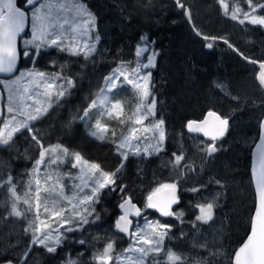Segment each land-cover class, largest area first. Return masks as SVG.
<instances>
[{
	"label": "trees",
	"instance_id": "16d2710c",
	"mask_svg": "<svg viewBox=\"0 0 264 264\" xmlns=\"http://www.w3.org/2000/svg\"><path fill=\"white\" fill-rule=\"evenodd\" d=\"M86 1L90 2L91 11L97 23L93 35H99V42L93 55L85 59L82 55L72 56L56 49L41 53L49 52L47 54L54 56V59L59 61V76L73 81V87L70 89L71 93L67 96L64 95L35 124L37 135L44 139L46 145L55 143L63 145L74 153H80L85 160L100 164L101 168L107 172H115L120 167L122 159L113 142L115 137L111 135L108 140L104 141L89 135L85 123L80 117L84 115V111L89 108L92 101L98 97L103 84L105 85V78L119 66L121 61L135 54L137 46L142 44L141 37L145 35L149 41H154L151 49L160 51L161 59L154 77L155 79L158 78L159 83L163 85L162 95L169 102L171 99L176 100L178 107L180 105L182 108L180 110L177 105L173 107L171 118L179 117L176 124L179 126L182 121L183 127L181 126V128L187 134L189 133L185 128L186 120L191 118L189 115L192 114L197 115L199 113L201 117L204 116L206 111L210 109L212 100H215L210 99L212 92L215 93L221 88L225 89L223 92L228 94L229 89H232L234 93L231 96L228 94V96L234 100V94L238 96L246 94V85L255 86L251 70L253 64H250L222 43L230 50L227 51L228 56H226V59L218 65L214 61L215 51H209L202 43L197 42L194 37L196 33L190 28L185 12L178 9L175 0ZM180 1L190 7L197 29L199 28L198 24L203 23V19H208L207 22L213 23L207 25L213 29L211 35L228 38L244 55L253 59L264 60V50L258 51L260 47L257 45L258 36L264 35V26L252 24L253 30H257L259 33L246 34L236 32L227 24L229 22H240L239 19L245 18V13L248 16H264V9L256 7L258 3L264 4V0H251L250 3L249 0H224L223 4L220 0ZM224 5H227V11H225ZM253 8H255L254 12ZM233 11H236L237 19L232 18ZM202 14L205 16H202ZM184 40H186L185 43L188 42L186 47L182 48V52L176 54L183 55V57L181 59L175 58L176 55L172 51L178 48V45L183 43ZM167 45H170L169 49H167ZM165 50H168L169 53L166 54ZM169 57H172L170 64L166 62ZM200 58L209 59V61L196 68L194 62ZM54 59L49 62H42L40 68L54 74ZM215 64L218 67L214 66ZM182 65L187 68L188 78L181 72L179 82L181 84L186 81L189 82L191 88L186 86L189 102L180 96L178 92L179 82H173V79L170 78L172 68L177 67L180 70ZM207 73L211 75V78L212 76L217 79L224 77L226 83L222 84V87L217 86L212 90L208 86V81L202 75H207ZM251 89L252 87H250ZM117 92L120 94H117V98L121 99L126 106L125 113L131 112L135 103L131 86L125 84ZM192 92L195 96L192 95ZM227 101L220 104L231 108L229 100ZM182 102L187 105L185 109L182 107ZM230 110L234 119L241 117L244 120L239 125L238 122L233 124L227 137L219 141L221 150L220 153L218 151L213 154L217 157L214 162L211 161V157H204L197 165L193 166L190 162L193 171L184 168V171L187 170L186 177H181L179 180L174 176L167 177L168 168L174 159L172 147L169 144V149L165 150L164 153L162 152V155L142 161L129 157L126 161H123L124 167L119 173L117 183L118 185L126 183L127 193L141 204V199L134 195L136 187L139 188L141 185L144 191L151 192L152 188L158 184L175 181L181 201L174 210L181 208L186 218L190 220L196 218L197 209L195 205L198 203L195 201L197 198L202 196L205 199L208 195L217 196L216 217L219 223L216 224L221 227V230L215 235L213 241L216 243L215 246L229 249V253L233 255L249 233L251 218L255 209L256 194L250 170L251 151L259 136V120H261V114L264 111V103L260 105L259 102L255 103V100L250 98L243 106H236V108ZM221 114L223 115L222 112ZM121 120H124V118L112 120L107 117L105 119V122L110 123L118 136H120L122 130H117V128L124 126V123L120 122ZM24 148L25 146L22 150ZM202 155L204 154L200 156ZM14 156L15 154L10 152L8 148L0 147V157L13 160L14 174L18 170H25L30 166L31 159L21 158L16 161ZM165 162H168L169 166ZM216 181H219V183L217 184ZM194 188H199L200 191L193 192L192 189ZM118 193V190L112 192L106 200V205L99 207L97 212L101 217L99 221L88 225L82 232L71 233L75 240L65 250L66 258H76L79 264H94L92 257L97 241H103L109 233L113 236V232L116 234L118 242L127 240L124 235L118 233L114 228L115 221L120 215L118 204L121 201L117 196ZM158 213V211L152 210L150 216L159 219L158 217L161 214ZM162 220L175 225L178 221L164 216ZM179 223L181 224L180 221ZM178 229L179 225L171 232L174 247L183 251L194 250L189 248L188 241L180 232L181 229L179 231ZM97 236L103 239L94 240L93 238ZM79 240H84L85 244H79ZM41 251H44V249L39 248L36 253ZM56 263L55 253H53L52 255L44 254L41 261L35 264ZM215 264L227 263L216 260ZM229 264H232V261H229Z\"/></svg>",
	"mask_w": 264,
	"mask_h": 264
},
{
	"label": "snow or ice",
	"instance_id": "6c2138e0",
	"mask_svg": "<svg viewBox=\"0 0 264 264\" xmlns=\"http://www.w3.org/2000/svg\"><path fill=\"white\" fill-rule=\"evenodd\" d=\"M220 2L223 4L224 0H220ZM250 2L251 0H249ZM176 4L179 8L185 7L180 3V0H176ZM224 7L225 11H227V5H224ZM256 7L264 9V4L258 3ZM54 8L69 9V5L64 3L55 4L53 0H24V6L18 7L17 0H0V73H16L21 53L25 58H35L39 57L42 52L56 49L72 56L82 55L85 59H88L96 51L95 43L87 42V34L92 31L95 24V19L87 7L80 0H72L69 9L81 18L80 24L78 26L74 25L71 29V34H75L77 27H79L83 34L84 43L79 45L75 43L74 38H70L71 34L66 35L64 26L69 21L64 19L63 23H60L58 16L53 13ZM254 11L255 8H253ZM186 15H189L190 18V13H187V11ZM232 18H238L236 11H233ZM245 18L249 19L251 24L264 26V16L252 15L249 17L245 13ZM240 23L243 24L244 21L240 20ZM26 29L30 31V38L27 39L24 38L29 36V31H26ZM94 39L98 41L99 35L96 34ZM204 39L208 40L209 38L205 37ZM18 43L22 47H18ZM141 43L142 46H137V57H140L143 53H148L154 41H149L145 35L141 37ZM206 46L211 49L213 44L208 43ZM156 55L158 53L152 51L147 56L146 63L137 61L136 66L130 69L133 78H129L128 71H121L120 68H117L105 78L107 87L102 89V92H112L113 89H118L126 84L132 86L138 96V103L135 107L133 118H130L128 135H122L120 142L117 144L116 150L120 154L122 162L115 172L103 171L100 164L90 163L78 152L71 153L70 155L74 158L72 167L79 168L81 174L75 178L69 177V179H74L75 182L71 185V194H66L62 178L59 174L54 176L48 169L52 168L53 165L62 163V157L69 155L68 149L61 145L45 148L36 135H31L32 141L40 148L39 159L35 161L31 173L28 174L29 179L25 186L26 189H31L33 185L35 186V219L30 222V228L33 232L31 243L33 245H43L48 253H56L57 247L63 244L68 233L82 232L85 225L95 224L101 219L100 214L96 212V205L100 202L101 196L105 194L104 190L107 189L109 192L118 190L121 194V202L118 207L122 210V214L117 217L114 228L118 233L127 235L130 239V244L127 249L115 257L116 264H145L146 261L148 264H183L181 256L172 252L170 248L166 249L164 246L166 237L169 240L172 239L169 236L172 226L161 224L159 221L149 220L147 216L143 215L145 209H155L161 216H175L182 221L183 213L172 211V206L179 203V198L176 194L177 184H159L146 196L144 209H141L132 203L131 196L126 195V186H117L115 179L117 173H120L124 167L123 161H126L129 155H142L139 143L142 138L147 139L148 137L139 135L138 133L141 132V129L136 127V125H143L148 117H154L156 114L157 101L151 85V69L155 66ZM129 63L131 64L132 62ZM252 63L256 62L252 61ZM123 65L124 62L121 61V67ZM260 68L259 82L264 85V63L260 64ZM121 77H123V80L118 85L117 81ZM25 78L27 79V84H22ZM57 80L61 81L59 85L55 83ZM0 85L8 92L6 113L0 110V117H3V128H10L7 135L0 130V144L9 145L15 133L27 130L31 134L32 122L39 120L47 112L48 108L41 105L40 98L42 97L47 101L55 95L58 100L59 97L64 96L66 93L70 94L73 81L59 75L50 76V74L44 72L27 70L20 71L19 75L12 79L0 80ZM32 85H36V88L32 89ZM53 87L60 90L52 93L49 89ZM117 94L118 92L113 93V98ZM149 97H151V100H149ZM108 104H110V107H105ZM51 106V103H48V107ZM93 108L100 112V118L106 115L109 118L115 117L118 119L123 114L121 102L111 103L108 97L105 96L104 99L93 100L89 105V109L84 111V115L80 119H88L89 110ZM101 108H103V111L100 110ZM208 115L216 117L218 122V127L214 132L207 131L201 126L193 127V124L196 123L193 121H190L187 127L191 132H204L206 136L210 137L211 142L204 149L206 155L210 157L218 150L215 141L224 135L227 130L228 120L219 117L214 112H209ZM100 118H97L94 126L95 130L90 131L89 135L99 140H104V134L108 129L106 125L101 124ZM120 122L124 123L123 120ZM163 125L164 120L159 119L150 122L149 125L144 126L142 129L145 134L151 133V139L156 141L152 148L153 153H158L162 150L161 145L165 140ZM261 128L264 129V122H262ZM112 135L115 136V131L112 132ZM143 152L147 153L148 149H144ZM173 157V167L180 166V162L184 160L183 154L177 156L173 153ZM41 166L44 168L43 173H41ZM183 167L193 171L188 164ZM252 171L257 180L258 204L252 218L250 234L244 243L235 250L232 256V264H264V131H262L260 136V144L256 146ZM42 179L44 184L48 185L47 187L42 186ZM216 183L218 184L219 181H216ZM5 185L12 194L13 200L19 201L20 197L16 195V185L12 182L11 176L3 184H0V187ZM192 191L198 192L200 189L194 188ZM24 196L26 198L23 203L27 206L25 211L31 212L33 206L27 198V190L24 192ZM41 199L44 200V213L49 214L50 219L54 217V223L58 224V227L52 228L50 224L40 220ZM195 207L199 209L200 214L192 222L193 227L196 226L197 222L208 223L213 219L214 204L212 202L196 204ZM57 208L58 210H56ZM65 212L68 214L64 215ZM10 214L15 216L22 215L17 210L15 202L12 204V212ZM134 218H142L143 224L139 220H135L134 225ZM93 239L100 240L103 238L97 236ZM49 241H52L51 246L48 244ZM78 243L84 245L85 241L79 240ZM113 248L114 242L110 240L102 252H97L93 255V262L99 261V264H111L113 261ZM161 254L166 259H160ZM149 257H151L150 261ZM71 264H79V261H72Z\"/></svg>",
	"mask_w": 264,
	"mask_h": 264
},
{
	"label": "rangeland",
	"instance_id": "374dc122",
	"mask_svg": "<svg viewBox=\"0 0 264 264\" xmlns=\"http://www.w3.org/2000/svg\"><path fill=\"white\" fill-rule=\"evenodd\" d=\"M80 2L82 4H84L87 7V9L89 10V12L93 15V13L91 11L92 6L90 5V2L86 1V0H80ZM53 3H55V4H59V3L67 4V5H69V9H70L72 0H53ZM69 9H57V8L53 9V13H54V15L58 16L60 23H63L64 19H67L69 21V23L64 26L65 30H66V35L71 34L72 27L74 25L78 26L81 22V18L78 17L74 11H71ZM202 16H205V15L202 14ZM250 16H252V15H249V17ZM93 17H94V15H93ZM94 19H95V17H94ZM200 19H201V17H200ZM203 20L206 23L204 21H202L204 24L201 23V25L197 23L198 27H199L198 28L199 30L198 29L197 30L203 35L214 37L213 35H211L213 29L208 27L210 24H213V23H211L210 21L207 22L208 19H203ZM240 20H243L244 23L241 24L240 22L237 21L238 23L229 22L227 24L229 25V27L235 29L236 32H238V33H246V34H248V33H259V31L253 30V27H252L253 25L250 24L249 19L242 18V19H239V21ZM95 26H97L96 22L94 24V27ZM93 30H95V28L92 29L91 32H88L87 42L95 43V46H97L99 40L95 41V39H94L95 36L93 35ZM217 33H220V32H217ZM194 37L198 43L199 42L202 43L203 46H205V47H206L207 43H212L215 46L214 51H215L216 57H215L214 61L217 62L218 65L226 59V56H228L227 51L229 48H227L222 43L212 42L211 40H206L207 41L206 42L205 39H203V38L200 39L196 35ZM24 38L25 39L30 38V31H29V36H26ZM70 38H74L75 43L78 45L84 43V40H85V38L83 37V34L81 33L79 27H77V32L75 34H71ZM226 39H228V38H226ZM185 41L186 40H184L183 43H180L178 45V48H176V49H174V51H172L175 53V55L177 53L182 52V48L186 47V44L188 42L185 43ZM257 45L260 47V48H258V51L264 50V35L258 36ZM167 46H166L167 49H169L170 45H167ZM20 47H22V45H20ZM171 47H172V45H171ZM49 50H47V51H49ZM47 53H49V52L41 54L39 57H35V58H33V57L25 58L22 55L23 62L21 64L20 69L17 71V73L11 77H8V78H1L0 77V80L12 79L15 76H18L20 71H27V70L44 72L46 74H50V76L60 75L59 74V68H60L59 61L57 59H54L55 58L54 56H51L50 54H47ZM165 53L167 54V53H169V51L165 50ZM128 57H129L128 59H125L123 61L124 62L123 67H121V62H120L119 66L117 68H120L121 71H128L129 72V78H133V74H131L130 69L136 66L137 61L140 63H145L147 60L146 59L147 56L142 54L140 57H137L136 52H135V54H133L132 56L130 55ZM176 57L181 59L183 57V55H176L175 58ZM171 58L172 57H169L168 61L165 59L168 64H170ZM53 59H54V65H55L54 66V68H55L54 74L47 72V71L40 68V65L42 62H44V61L49 62V61H52ZM208 61H209V59L200 58L198 61H195L194 64L196 65V68H199V66L202 63L204 64V63H207ZM129 62H132V63L130 64ZM217 64H215L214 66L218 67ZM117 68H115L114 70H116ZM181 68H180V70L177 69V67L172 68L170 78H171V80L173 79V82L174 81L179 82V76L181 77V72H183L188 78V71L186 70L187 68L185 67V65H182ZM258 69H259L258 66L253 65L251 67V70H252V73L254 76L255 86H253L251 84L246 85V87H245L246 94L244 96H242V95L238 96V95L234 94L235 99L234 100H233V98L230 99L228 94H230V96H231L234 93V91L232 89H229V93L226 94L223 92V90H225V89H221V88H219V91H217V92L215 91V93L214 92H212V94L210 93L211 94L210 99H215V100H212L210 109H215V110L219 111L220 113L222 112L223 116L228 117L231 121V127H233V124H235L237 122H238L237 123L238 125L241 124V122H242V120H244V118L238 117V119H234L233 113L230 109L236 108V106H238V107L243 106L245 104V102L248 101L250 98H253L255 100V103L259 102L260 105L262 103H264V90L259 86L257 79H256V74L258 72ZM111 74H109V75H111ZM208 74L209 73H207V75H204V74H202V75L204 76V79L206 81H208V86H210L212 90L215 89L217 86H221L222 84L226 83L224 77L217 79V78L212 76V78H211V75H208ZM154 75H155V71H151L152 91L154 92L155 99L157 101V106H156V110H155L156 114L154 117H148V119H146L144 121L143 125H136V127L141 129V132L138 134L141 135L142 137L147 136L148 138L147 139L142 138L140 143H139V147L141 149L142 155H140V156L129 155V157H134V158L138 159L139 161L150 159L152 157L162 155V152L164 153L165 150L169 149V144H170L172 147V154L175 153L177 156L183 154L184 160H182L180 162V166H178V167H173V165L171 163L170 164L171 166L168 168L169 171H167L166 175H167V177L168 176H172V177L174 176L179 180L181 177H186L185 175H186L187 170L184 171L185 167H183L185 164H188L190 166H191V164L193 166L197 165L204 159V157L205 158L211 157L212 158L211 161L214 162V160L217 159V157H215L213 154L210 157L206 155L204 149H206L208 142L204 138L187 134L186 131L183 130V128H181V126L183 124L182 121H181V125L178 126L176 124V120L179 117H176L175 119L171 118V116L173 115V107H176L177 102L174 99H171L170 102L165 99V97L162 95L163 85H162V83L161 84L159 83L158 78L155 79ZM210 78H211V80H210ZM122 80H123V77H121L120 80L117 81V84L119 85L120 81H122ZM55 83L57 85H59L61 83V81L57 80V81H55ZM244 83H245V81H244ZM22 84H27L26 78L22 81ZM186 86L190 87V84L188 81H186L184 84H181L179 82L178 92L182 98L186 99V101L189 102V97L187 95V87ZM1 87L3 88L2 85H1ZM106 87H107V85L105 83V85L103 84L101 90L106 89ZM250 87H252L251 90H250ZM35 88H36V85H32V89H35ZM120 88H118V89H120ZM131 88H132V91L134 92L135 103H134V107H133L132 111L128 112V113H125L126 112V106H125L124 102L121 99L117 98V96L120 94L118 93V95H115V97L113 98V93L117 92L118 89H113L112 92H102L100 90L98 97L95 99V100H100V99H104V97L107 96L108 100L111 103H115L116 101H120L121 104L123 105V114L118 118V120L121 117H123L124 118L123 121H125L124 126L117 128V130L118 129L122 130V133L120 134V136H118V134H115V136H113V137H115L113 142L115 141L114 144L116 146V149H117V144L120 142L121 136L122 135H125V136L128 135L130 118H133V113H134L135 107L138 103L137 93L132 86H131ZM3 90L5 92L4 112L6 113V108H7L6 102H7L8 92L4 88H3ZM59 90L60 89L56 88V87L49 89V91L52 93H55ZM70 93H71V90H70ZM65 95L67 96V95H69V93H66ZM192 95L195 96L194 92H192ZM61 98H63V96L59 97V99L57 100L55 95H53L49 100L45 101L41 97L40 98L41 99V105L43 107H47L48 108L47 112H48L60 101ZM149 100H151V97H149ZM227 100H229V102H230L229 104H230L231 108L220 104L221 102H225ZM48 103H51L52 106L48 107ZM105 107H110V104L105 105ZM182 107H183V109H185L187 107V105H185L182 102ZM177 108L182 110L180 105H179V107L177 105ZM100 110L103 111V108H101ZM227 110H229V111H227ZM260 110H261V106H260ZM191 111H189V112H191ZM190 114H192V113H190ZM263 115H264V111L262 112L261 117ZM189 116L194 117V118H201L199 113L197 115L192 114ZM97 118H100V112L95 108L90 109L88 119L83 120L88 132L95 130L94 126L96 124ZM106 118H107L106 115L104 117L100 118L101 124L106 125L107 129H108V131L104 134L105 135L104 140H108L109 137L112 135V132L114 131V128H112L110 126V123L105 122ZM111 119L116 120L117 118L113 117ZM159 119L164 120L163 129L165 132V140H164L163 144L161 145L162 150L159 151L158 153H153L152 148H153V145L156 143V141L151 139V133L145 134V133H143L142 129L144 126L149 125L150 122H152L154 120H159ZM187 120H186V122H187ZM37 121L32 122L33 127H32V133L31 134L27 130H23L22 132L15 133L13 135V138L10 141L9 145L0 144V147H6V148H8V150L10 152L15 154L14 157L16 158V161L20 160L21 158L22 159H29V160L31 159L30 166L27 169L18 170L17 173L14 174L13 160L11 158H10V160H6L5 158L0 157V184H3V182L6 181L9 176H11L12 182L16 185V195L20 197L19 201H14L12 194L7 190V186L5 185L3 187H0V264H35L36 262L41 261L44 254H46V255H52L53 254V253H48L46 248L43 245H33L31 243L33 232H32V229L30 228V222H32L35 219V208H36L35 186L33 185V187L31 189H26L25 186H26L27 181L29 179L28 174L31 173L35 161L37 159H39V152H40L39 146L32 141L31 135H36L37 139L40 141L41 144H43V146L45 148H48L50 146L59 145L57 143L50 144V145H46L44 143V139L40 138V136L37 135V133L35 131V124ZM186 122H185V128H186ZM0 130L4 131L5 135H7L8 131H10V128L9 129L3 128V120H2V123L0 126ZM237 131L239 132V129ZM24 146H25V148L22 150V148ZM61 146L66 148L63 145H61ZM144 149H148V152L144 153L143 152ZM220 150H221V147L218 144L219 153H220ZM68 152H69L68 156L62 157V163H60L59 165H53V167L48 169V171L52 172L54 174V176H55V174H59V176L62 178V182L65 185V188H64L65 193L70 195L71 194V185L75 181H74V179H69V177L75 178V177L79 176L81 173L79 171V168H73L72 167V163H73L74 158L70 154L74 153V152L70 151L69 149H68ZM201 154H204V155L200 156ZM33 156H35V157H33ZM190 162H191V164H190ZM90 163H92V162H90ZM165 164L169 166L168 162H165ZM43 171H44V168H43V166H41V173H43ZM103 171H105V170H103ZM115 179H116V185L117 186L127 185L126 183L118 185L117 175H116ZM165 183L170 184V183H176V182L170 181V182H165ZM165 183L163 182L161 184H165ZM41 184L44 187L48 186V185L44 184L43 179L41 180ZM158 186H159V184L154 186L152 189H154L155 187H158ZM26 190L28 191V197L27 198L29 199V203H31L33 206V210L31 212L25 211L27 206L23 203V200L26 198L24 196V192ZM104 191H105V194H103L101 196L100 202L96 205V212H98L100 206L104 207L106 205V200H107L108 196L112 193V192H109L107 189H105ZM125 191H126V189H125ZM149 193L150 192L144 191L143 188L141 187V185L139 186V188L136 187V189H134V195L141 199V205H142L143 209H144L145 198ZM117 196H119V199L121 201V196L119 195V193L117 194ZM42 197H43V193H42ZM217 198H218L217 196H213V195H208L205 199H203L202 196L200 198H197V200L195 202L198 204H203L206 202H212L214 204V209H213V219L211 221H209L208 223L197 222L195 227L192 226V222L195 220L187 219L181 208L176 209V210L173 209L172 211L176 212V213L182 212L183 213L182 221L178 220L175 216L168 217V218L174 219L176 221L178 220L176 225L174 223H171V222L170 223L165 222L164 220H162L163 216H160V215L158 217L159 219L152 218L150 216V212H152V210L155 211V209H145V214H146L145 216H147V218L149 220L159 221L161 224H169L172 226L171 230L169 232L170 237L173 235L171 232L175 230L177 225H179V229H181L180 232L182 233L184 238H186V241H188V243H189V248H193L194 250H192V251H188V250L183 251L180 249L178 250L174 247L175 246L174 241L172 242V239L169 240L167 237L165 238L164 246L166 249L170 248L172 252L181 256L183 264H192V263L198 264V262H199V264H205V262H206V264H215L216 260H219L220 262H226L227 264H229V261L230 262L232 261L233 255L229 253V249H225V248L215 246L216 243H215V241H213L215 235L217 233H219V231L221 230V227L217 225L219 223L218 218L216 217V208H217L216 201H217ZM179 200L181 201L180 198H179ZM13 202L16 203L17 210L22 213L21 216H15V215L10 214L12 212ZM40 203H41L40 217H39L40 220H44L45 223L50 224L52 226V228L58 227L59 225L54 223L55 218L53 217L50 219L49 214L44 213V211H43L44 200L41 199ZM49 207H50V211H51L52 209H51L50 203H49ZM196 209H197V214H196V216H197L200 214V212H199L198 208H196ZM56 210H58V208ZM67 214H68L67 212L64 213V215H67ZM179 221L181 222V224L179 223ZM139 222L141 224H143V219L142 218L139 219ZM86 226L87 225H85L84 228ZM179 229H178V231H179ZM61 231H63V229H61ZM178 231H177V234H178ZM110 234L111 233H109L103 241H97L96 246H95V250L93 251V253L96 254L97 252H102L105 245L108 242H110V240H111L114 242V248H113V252H112L113 261L111 262V264H116L115 257L118 254H121L123 252V250H125L129 247L130 239H129V237H127L126 241L122 240V241L118 242L116 239V234L114 232H113V236H111ZM37 235H39V233H37ZM74 240H75V238L71 235V233H68L67 238L64 240L63 244L61 246L57 247V252L55 253V260L57 262L56 264H71L72 261H78V259L73 258V257H69V258L65 257V255H66L65 250L67 249L68 245L73 244ZM48 244L51 246L52 241H49ZM39 248L44 249V251L36 253V252H38ZM81 253H83V251H81ZM159 258L160 259H166L165 257H163V254H161V256ZM150 260H151V257H149V261ZM94 264H99V262L96 261ZM145 264H148V262L146 261Z\"/></svg>",
	"mask_w": 264,
	"mask_h": 264
},
{
	"label": "water",
	"instance_id": "95a60500",
	"mask_svg": "<svg viewBox=\"0 0 264 264\" xmlns=\"http://www.w3.org/2000/svg\"><path fill=\"white\" fill-rule=\"evenodd\" d=\"M176 1V0H175ZM180 3H182L181 1H180ZM183 4V3H182ZM184 5V4H183ZM17 6L18 7H21L19 4H18V0H17ZM185 6V5H184ZM181 10H186L187 11V13H190V10H189V8H180ZM188 16V20H189V22H190V24H191V27L193 28V30L201 37V38H205V37H208L209 39L208 40H211V41H221V42H223V43H225V44H227L230 48H232L239 56H241L243 59H245V57H247V59H245L246 61H248L249 63H252V61H255L256 63H252V64H255V65H257L258 67H259V70H258V72H257V76H256V78H257V80H258V82H259V73H260V71H261V68H260V64H262V63H264V60H255V59H253V58H250V57H248V56H246V55H244L241 51H239V49L236 47V46H234L229 40H227V39H225V38H221V37H212V36H207V35H203V34H201V33H199L198 31H197V29H196V27L194 26V24H193V20H192V15H191V13H190V18H189V15H187ZM29 29H26V31H28ZM212 38H215V39H212ZM18 47H20V44L18 43ZM207 47V46H206ZM207 49L208 50H212L213 49V47L211 48V49H209L208 47H207ZM152 51H154V50H150L148 53H143V54H147V56L148 55H150L151 54V52ZM156 53H158V55H156V57H155V61H154V64H155V66L151 69V70H153V69H155L156 67H157V64H158V56H159V52L157 51ZM147 62V61H146ZM20 64H21V56H20V59L18 60V63H17V69H19V67H20ZM15 73H13V74H7V73H0V77H10V76H12V75H14ZM259 84H260V82H259ZM260 86L264 89V85H261L260 84ZM3 95H4V93H3V90H2V88L0 87V110H3L4 111V107H3ZM209 112H214V113H216L219 117H221V118H223V119H227V118H224L219 112H217V111H215V110H213V109H211V110H209L207 113H206V115L202 118V119H190V120H188L187 121V124H186V128H187V131L190 133V134H196V135H200V136H204L205 137V139H207V140H210V137L209 136H206L205 134H204V132H191V131H189V129H188V127H187V125H188V123L190 122V121H193V122H196L195 124H193V127H197V126H201V127H203V128H205V130H207V131H212V132H214L215 131V129L218 127V122H217V120H216V117H213V116H209L208 115V113ZM2 120H3V117H0V126H1V122H2ZM228 120V125H227V130L225 131V133H224V135L222 136V137H220L218 140H221V139H224L226 136H227V134H228V132H229V128H230V122H229V119H227ZM206 121V123H204ZM262 122H264V116H263V118H262V120H261V123H260V133H259V137H258V140L256 141V143L254 144V146H253V148H252V151H251V166H250V170H251V175H252V181H253V185H254V188H255V193H256V204H255V208H256V206H257V204H258V191H257V180H256V178L254 177V175H253V171H252V169H253V162H254V153L256 152V146L257 145H259L260 144V136H261V134H262V131H264V129H262L261 128V124H262ZM218 140H216V141H218ZM132 203H134L137 207H140L139 206V204L138 203H136V202H134L133 201V199H132ZM175 205H173L172 206V208L174 207ZM141 208V207H140ZM254 212H255V209H254ZM254 212H253V214H252V218H253V215H254ZM122 214V213H121ZM130 218H132V217H130ZM252 218H251V222H252ZM134 219H137V218H134ZM250 231H251V227H250V230H249V233H248V235L250 234ZM247 235V236H248ZM247 239V237L245 238V240ZM244 240V241H245ZM244 241L237 247V249L244 243ZM236 249V250H237Z\"/></svg>",
	"mask_w": 264,
	"mask_h": 264
},
{
	"label": "bare ground",
	"instance_id": "6f19581e",
	"mask_svg": "<svg viewBox=\"0 0 264 264\" xmlns=\"http://www.w3.org/2000/svg\"><path fill=\"white\" fill-rule=\"evenodd\" d=\"M175 3H176V1H175ZM184 5H185V3L184 2H182ZM178 7V6H177ZM185 8H189V10H190V13H191V15H192V20H193V24H194V26H195V23H194V18H193V13H192V11H191V9H190V7H188V6H186L185 5ZM178 9L179 10H181L179 7H178ZM181 11H184L185 12V14H186V10L184 9V10H181ZM186 17H187V19H188V16L186 15ZM188 24H189V26H190V28H192L191 27V24H190V22H189V20H188ZM196 27V26H195ZM197 28V27H196ZM193 29V28H192ZM196 33V32H195ZM200 43V42H199ZM208 50V49H207ZM214 50V48L212 49V50H209V51H213ZM234 51V50H233ZM235 52V51H234ZM236 53V52H235ZM160 59H161V56L159 55L158 56V63L160 62ZM180 67V66H179ZM178 69V68H177ZM190 119H198V118H194V117H191V118H189L188 120H190ZM187 120V121H188ZM186 124H187V122H186ZM187 130V129H186ZM188 132V131H187ZM11 237V236H10ZM8 252V251H7ZM5 254V253H4ZM13 255V254H12Z\"/></svg>",
	"mask_w": 264,
	"mask_h": 264
},
{
	"label": "flooded vegetation",
	"instance_id": "af4514ba",
	"mask_svg": "<svg viewBox=\"0 0 264 264\" xmlns=\"http://www.w3.org/2000/svg\"><path fill=\"white\" fill-rule=\"evenodd\" d=\"M19 3H21L22 5H24V0H19Z\"/></svg>",
	"mask_w": 264,
	"mask_h": 264
}]
</instances>
